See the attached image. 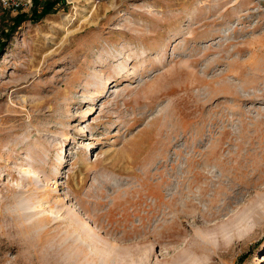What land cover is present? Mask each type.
<instances>
[{"label":"rangeland","instance_id":"1","mask_svg":"<svg viewBox=\"0 0 264 264\" xmlns=\"http://www.w3.org/2000/svg\"><path fill=\"white\" fill-rule=\"evenodd\" d=\"M32 2L0 0V44ZM74 226L264 264V0H64L0 45V264H59Z\"/></svg>","mask_w":264,"mask_h":264},{"label":"bare ground","instance_id":"2","mask_svg":"<svg viewBox=\"0 0 264 264\" xmlns=\"http://www.w3.org/2000/svg\"><path fill=\"white\" fill-rule=\"evenodd\" d=\"M22 214L26 216L27 212L24 211ZM42 220H44V218H40L39 221L41 222ZM72 220L75 223L79 222L76 218ZM37 227L40 228V225L37 224ZM79 228L81 227H78V229ZM210 228L211 224H209V222H203L195 226L193 232L195 236H199L210 230ZM29 229V227H26L24 231H28ZM78 229L74 226L66 231L64 230L65 234H62L58 240L50 241V245L52 246L50 250L51 255H54L59 264H145L148 262V257H144L147 254H142L138 249H132L133 247L130 248L120 243L110 242L101 237H96L93 234L80 237ZM63 235H65L64 238ZM55 236L57 235L55 234Z\"/></svg>","mask_w":264,"mask_h":264},{"label":"trees","instance_id":"3","mask_svg":"<svg viewBox=\"0 0 264 264\" xmlns=\"http://www.w3.org/2000/svg\"><path fill=\"white\" fill-rule=\"evenodd\" d=\"M32 6L30 12H21L14 17V24L5 31L2 30V36L6 38L5 41L1 42V47L5 46L7 40L11 38L15 30L20 26L24 21L31 20L37 22L45 18L48 14L54 13L57 9V4L63 2L64 0H32Z\"/></svg>","mask_w":264,"mask_h":264}]
</instances>
